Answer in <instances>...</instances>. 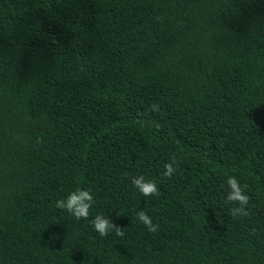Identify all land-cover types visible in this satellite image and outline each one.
I'll return each instance as SVG.
<instances>
[{"label": "trees", "instance_id": "obj_1", "mask_svg": "<svg viewBox=\"0 0 264 264\" xmlns=\"http://www.w3.org/2000/svg\"><path fill=\"white\" fill-rule=\"evenodd\" d=\"M0 264H264V0H0Z\"/></svg>", "mask_w": 264, "mask_h": 264}, {"label": "clouds", "instance_id": "obj_2", "mask_svg": "<svg viewBox=\"0 0 264 264\" xmlns=\"http://www.w3.org/2000/svg\"><path fill=\"white\" fill-rule=\"evenodd\" d=\"M151 110L159 112L160 107L158 104L151 105ZM137 124L141 127L145 126V122L137 120ZM158 127V126H157ZM165 171L163 177L171 179L178 171V161L173 158L171 162L164 165ZM132 184L136 189L145 197L158 196L159 189L157 187V181L155 179L146 180L143 175H139L132 179ZM228 194L226 202L233 204L230 209V214L233 218L247 217L249 215L248 204L250 197L245 194L247 185L243 187L240 181L235 176H229L227 179ZM94 203V197L91 193V189L77 188L75 191L70 192L66 198L56 201L55 207L60 210L67 211L70 215L75 217L76 220L87 219L89 211ZM138 219L151 233H155L159 229L158 224H154L151 217L146 210H141L136 214ZM92 226L96 232L102 237H107L111 230H115V235L123 237L125 235V228H121L113 223L109 217H105L102 214H97L94 220L91 221Z\"/></svg>", "mask_w": 264, "mask_h": 264}]
</instances>
